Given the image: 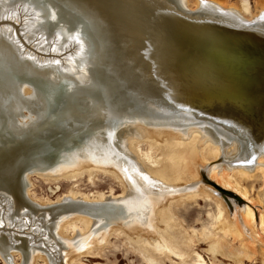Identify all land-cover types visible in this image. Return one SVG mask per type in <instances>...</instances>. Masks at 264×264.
Returning <instances> with one entry per match:
<instances>
[{"label":"water","instance_id":"obj_1","mask_svg":"<svg viewBox=\"0 0 264 264\" xmlns=\"http://www.w3.org/2000/svg\"><path fill=\"white\" fill-rule=\"evenodd\" d=\"M20 1L45 8L40 27L46 37L68 41L78 34L89 53L80 61V77L59 68V78L49 77L30 64L21 70L8 64L12 58L6 62L8 92L26 99L21 88L29 85L44 105L32 125L16 127L27 109H14L10 96L2 104L0 194L13 202L45 211L62 207L64 214L82 208L68 202L42 207L25 195L26 177L58 171L91 138H116L129 125L205 122L249 153L258 136L264 139V129L258 133L251 124L264 118L263 27L231 25L224 15L190 11L176 0ZM13 60L19 62L16 55Z\"/></svg>","mask_w":264,"mask_h":264},{"label":"bare ground","instance_id":"obj_2","mask_svg":"<svg viewBox=\"0 0 264 264\" xmlns=\"http://www.w3.org/2000/svg\"><path fill=\"white\" fill-rule=\"evenodd\" d=\"M176 1L190 11L201 10L205 15H210L213 10L217 16L224 15L222 19L231 25L264 28V24H252L264 19V10L259 9L251 15L248 2H242L237 9V6L225 7L220 0H196L194 6L191 2L187 4L186 0ZM44 11V7H32L20 0H0V19L4 20L6 15L12 14L17 17L16 20L23 24L25 22L26 29H29L27 41L37 45L28 48L24 40L18 47L11 43L16 38L15 27L13 31L0 27V111L5 113L2 104L10 97L14 109H27L16 120V127L32 125L41 116L44 105L29 85L21 88L28 97L26 99L12 96L16 92H8L9 80L5 76L10 67L7 65L24 70V66L30 64V68L40 69L54 78L59 76V68L69 77L77 73L80 77V61L89 53L86 41L78 34L77 38L68 41H62L60 35L46 37L40 27ZM40 30L49 44L41 46L39 32L37 38L33 36ZM15 55L19 62L13 60ZM11 58L12 62L8 63ZM4 93L7 95L2 97ZM251 124L259 133L264 129V118L259 123L252 121ZM212 128V125L205 122L163 127L129 125L123 127L116 138L106 133L91 138L89 143L77 151L76 157H70L71 164H65L58 171L29 174L25 180V195L42 207H54L67 202L76 206L84 205L64 214L67 210L62 207L58 211H45L38 209L40 207L35 204L26 203L19 198H14L13 202L10 197L0 194V216L3 221H9L20 229L18 232L16 228L13 232L9 230L7 238L0 235V253L4 263L40 264L41 259L47 261V264H85L84 258L102 256V252L112 246L113 237L121 235L128 248L141 256L146 264H160L165 259L207 264L198 251L182 248L181 242L189 239L185 236L186 226L175 212L180 203L194 199L204 192L219 200L225 198L223 201H226L225 205L232 215L228 220L220 222L225 231H229V227H232L230 222L234 219L244 220L245 223L248 219L253 228L264 230V215L262 211L260 217L257 214L249 191L242 187L241 177L242 174L264 167V139L258 136L254 152L249 153L244 150V143L226 137ZM140 145L141 150L137 148ZM151 155H158L159 159L156 161L155 157L152 161L146 158ZM97 173L112 177L122 190L112 189L94 197L73 191L57 198L58 200L43 203L36 202L30 193L32 175L66 180L83 175L95 178ZM12 196L18 197V194ZM84 207L89 208L82 210ZM3 229L8 231L9 228ZM221 243L223 247L225 242ZM240 252L243 255L245 253L237 251L235 259L243 257ZM15 253H21V263L14 260Z\"/></svg>","mask_w":264,"mask_h":264},{"label":"rangeland","instance_id":"obj_3","mask_svg":"<svg viewBox=\"0 0 264 264\" xmlns=\"http://www.w3.org/2000/svg\"><path fill=\"white\" fill-rule=\"evenodd\" d=\"M195 1L196 0H186V3L188 4V2H191L194 6ZM220 1L225 5V7H238L237 9H239V6L242 2H248L247 5L251 15L256 13L259 9L264 10V0ZM8 15L3 18L4 20L0 19V27H6V29L10 28L11 31L16 29V32L14 31V36L16 38L12 39L11 43H13L14 45L16 44L19 47L25 40L27 42L26 43L24 41L25 46H27L28 48L37 46L34 45V43H32L31 41H27L26 39L28 33L27 31H29V29H26L27 27H25L27 26V24H25V22L23 24L21 23V21L16 20L17 17L12 16V14L10 16ZM11 23L14 25H12ZM21 27L22 29H20ZM34 30L35 29H33L32 31L34 32ZM38 32L41 35L39 37L40 41L42 40L41 46L49 44V40L41 34V30L37 31V33H35L33 36L37 38L36 35L38 34ZM141 146L142 145L138 146L137 148L141 150ZM159 156H161V154H159ZM159 156L151 155V157L146 156V158L153 161V159L157 157V161L159 159ZM241 177L242 187L246 188L249 191L252 202L257 208V214L260 217L262 211V214L264 215V167H259L257 168V170L252 171V173L249 172L247 174H242ZM30 178V193L32 198L38 203L58 200L60 197H64L69 193H73V191L74 193L90 194L94 197L100 193H108L112 189H115L117 191L122 190L121 186L115 183L112 177L107 176L103 173H97L95 178H90L88 175H83L75 178H68L66 180H51L36 175L30 176ZM223 200H219L217 197H214L210 193L204 192L202 195H199L198 197L189 201L182 202L176 207L175 212L178 218L181 220V223L186 226L187 232H185V236H187L186 238L189 239V241L187 240L186 242H181L182 248L188 251H198L206 259L207 264H264V230L257 227L253 228L250 220L248 219H246V223L244 220L234 219V221L230 222L232 224V227L228 226L230 228L229 231H225L223 227L220 226V222L228 220L230 216L232 217V215L225 205L226 201L224 202ZM2 218L3 217L0 216L1 236H5V238H7V235L9 234L8 232H13L14 228H16V231L20 230L18 226H13V223H10L9 221L5 222ZM8 223H10V226ZM7 224L9 227L7 226ZM241 226H243V228ZM5 227L9 228L8 231L6 229H3ZM1 229H3L4 231ZM3 232L6 233L4 234ZM221 242H225V245L223 247ZM239 250L245 251V253L243 255V253L240 252L243 257L235 259L234 256L237 255V251ZM84 259L85 260L83 262L85 264H146L141 256L134 253L128 248L124 238L121 235L113 237L112 246L103 251L102 256L86 257ZM14 260L16 261V263H21V253H15ZM39 263L47 264L48 262L40 259ZM0 264H5L4 260L1 257V253ZM160 264L189 263H185L177 259H165Z\"/></svg>","mask_w":264,"mask_h":264}]
</instances>
